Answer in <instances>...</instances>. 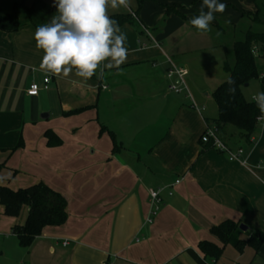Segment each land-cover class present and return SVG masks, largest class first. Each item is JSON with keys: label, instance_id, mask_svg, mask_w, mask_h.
<instances>
[{"label": "crops", "instance_id": "0c3cea01", "mask_svg": "<svg viewBox=\"0 0 264 264\" xmlns=\"http://www.w3.org/2000/svg\"><path fill=\"white\" fill-rule=\"evenodd\" d=\"M254 1L219 0L226 10L214 14L207 33L189 22L202 6L194 0L109 6L110 18L129 17L119 27L127 59L119 68L102 62L85 82L75 69L58 77L41 68L34 34L58 14L54 0H0L2 15L19 5L20 23L13 33L0 29V186L43 183L66 198L69 215L23 248L13 229L28 211L7 217L0 205V264H264V244L259 252L227 246L217 263L199 249L201 242L223 246L211 230L225 221L264 233V121L251 146L233 127L219 131L231 152L244 151L239 161L201 141L218 119L212 95L230 78L224 67L234 64L238 42L229 46L230 63L216 35L246 17L252 22ZM169 60L189 71L190 93L204 112L187 93L168 91ZM33 83L37 97L27 95ZM48 132L60 146L48 145ZM180 179L153 216L150 191Z\"/></svg>", "mask_w": 264, "mask_h": 264}, {"label": "trees", "instance_id": "16d2710c", "mask_svg": "<svg viewBox=\"0 0 264 264\" xmlns=\"http://www.w3.org/2000/svg\"><path fill=\"white\" fill-rule=\"evenodd\" d=\"M145 0H139V7ZM196 3L202 0H194ZM11 14L0 13V29L13 33L19 30L20 23L17 8ZM31 11V9H28ZM252 16V15H251ZM262 10L252 16V21L264 24ZM111 19L118 22L119 27L125 24L129 17L120 16ZM257 49L258 56L253 54ZM235 62L232 66L226 64L224 70L235 81L231 86L234 93L228 91L229 84L224 82L213 93L212 97L218 107V119L215 127L221 131L226 127L236 129L243 139L251 146V138L257 133L259 124L264 120H257L261 115L252 96L258 92H264V32L250 29L245 34L243 41L234 44ZM262 62L260 68L258 62ZM256 83V91L249 93L252 85ZM48 145L57 147L61 145L60 139L52 132L46 133ZM21 146L19 144L18 148ZM5 165H0V172ZM0 205L4 209V215L19 218L24 208L28 209V216L24 225L15 226L13 234L18 238L23 248H30L37 237L41 236L46 227H61L68 221L67 200L61 194L53 191L43 183L36 184L27 189L13 191L8 187L0 186ZM211 234L217 238L222 247L211 243L201 242L199 249L206 261L217 263L224 254L227 246H233L238 252H243L246 247L259 252L264 244V233L254 231L243 234L240 224L233 221H225L211 230ZM247 236V239L243 238Z\"/></svg>", "mask_w": 264, "mask_h": 264}, {"label": "clouds", "instance_id": "9594fccd", "mask_svg": "<svg viewBox=\"0 0 264 264\" xmlns=\"http://www.w3.org/2000/svg\"><path fill=\"white\" fill-rule=\"evenodd\" d=\"M57 15L49 23L40 25L34 34L36 48L43 52L41 68L49 73L67 76L75 69V75L87 81L93 77L102 62L107 68H119L126 62V35L118 22L108 15V7H129L130 0H54ZM227 5L219 0H202L199 14L190 24L199 32L207 33L215 19V13H223ZM205 8L207 11H205ZM228 91L235 81L228 78ZM264 120V92L252 96Z\"/></svg>", "mask_w": 264, "mask_h": 264}, {"label": "built area", "instance_id": "2783aa9c", "mask_svg": "<svg viewBox=\"0 0 264 264\" xmlns=\"http://www.w3.org/2000/svg\"><path fill=\"white\" fill-rule=\"evenodd\" d=\"M253 54L255 56H258L257 49L254 48ZM170 62V68L167 71V80L169 81L168 85V91L170 93L174 94H182L187 93V97L192 102V107L200 112H204L205 108H199L198 105L195 103V101L192 98V95L190 93L187 78L189 77L190 73L187 69L177 66L174 64L171 60ZM51 83V78L46 77L44 79V89L49 88V84ZM41 88L37 83H33L30 88L27 91V95L30 97H37L39 95ZM219 131L215 127H208L205 134L202 136L201 141L203 144H208L212 146V148L220 151L221 153L227 154L230 156L229 160L231 162L239 161V158L244 154L243 150H238L236 153H233L230 151L228 146L222 142V140L219 137ZM246 164V162H245ZM182 180H177L175 184L172 187H164L162 189H158L156 191H150V197L152 204L154 205V211L152 213L153 216H156L160 207L163 205V193L167 192L169 196H173L172 188L175 186H178L181 184ZM148 223H152V218L147 219Z\"/></svg>", "mask_w": 264, "mask_h": 264}, {"label": "rangeland", "instance_id": "374dc122", "mask_svg": "<svg viewBox=\"0 0 264 264\" xmlns=\"http://www.w3.org/2000/svg\"><path fill=\"white\" fill-rule=\"evenodd\" d=\"M254 2H256L258 7L262 10V17L261 18L264 20V0H255ZM250 29L256 30L258 32H264V24L254 22V21L251 22L250 19L246 17V18L242 19V22L237 23V25L235 27H234V25L226 27V29L224 31H221L216 35L217 42H219L224 47L228 46L227 47L228 49L226 52L229 53L228 54V58H229L228 60L230 63L234 59H233L232 52L231 51L229 52V50H231L229 46L231 44H233L235 41L243 40L245 33H247V31ZM258 65L261 68L263 64L261 61H259ZM221 73H223L222 70H221ZM256 85H257L256 83H254L252 85V88L249 90V93L256 91ZM25 211H28L27 208H24L23 213Z\"/></svg>", "mask_w": 264, "mask_h": 264}, {"label": "water", "instance_id": "95a60500", "mask_svg": "<svg viewBox=\"0 0 264 264\" xmlns=\"http://www.w3.org/2000/svg\"><path fill=\"white\" fill-rule=\"evenodd\" d=\"M42 119H47L48 118V115L44 114L41 116ZM240 230L242 232H247L248 231V227L246 225H240Z\"/></svg>", "mask_w": 264, "mask_h": 264}]
</instances>
